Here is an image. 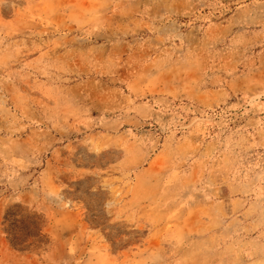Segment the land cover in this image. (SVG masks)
<instances>
[{"label":"rangeland","instance_id":"374dc122","mask_svg":"<svg viewBox=\"0 0 264 264\" xmlns=\"http://www.w3.org/2000/svg\"><path fill=\"white\" fill-rule=\"evenodd\" d=\"M264 0H0V264H262Z\"/></svg>","mask_w":264,"mask_h":264},{"label":"snow or ice","instance_id":"6c2138e0","mask_svg":"<svg viewBox=\"0 0 264 264\" xmlns=\"http://www.w3.org/2000/svg\"><path fill=\"white\" fill-rule=\"evenodd\" d=\"M262 264H264V262H262Z\"/></svg>","mask_w":264,"mask_h":264}]
</instances>
